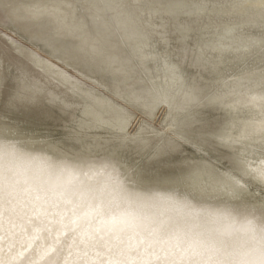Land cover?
<instances>
[{"label":"rangeland","instance_id":"1","mask_svg":"<svg viewBox=\"0 0 264 264\" xmlns=\"http://www.w3.org/2000/svg\"><path fill=\"white\" fill-rule=\"evenodd\" d=\"M46 2L8 0L10 8L0 7V121L17 130L18 135L14 138L32 142L38 147L49 148L54 144L56 149L72 156L78 153L87 159L97 160L99 165L90 168L87 176L91 179L100 173L106 176L105 183L109 179L118 182L123 177H128L129 183L137 187L142 184L140 181L151 186L165 185L170 179L171 182L184 181L194 162H207L206 168L212 167L220 176L223 172L235 175L236 151L216 139L227 131L232 115L227 107L210 102L209 97L228 90L239 76L253 71L259 73V43L264 39V33L258 24H245L243 19L227 17L212 27L197 28L185 37L178 26L186 18L170 20L164 16L153 17L149 23L137 11V0H124L132 6L124 14L105 10L103 0H95L99 7L88 13L79 7L85 0H67L73 7L63 9L64 23L81 29L77 33L80 39L69 41L56 38L46 23L37 24L26 19V10L30 6ZM258 12V9H247L241 15L258 18ZM10 15L12 19L8 18ZM132 17L135 21H131ZM230 21L243 25L237 29L241 39H261L251 44L246 55L231 49L220 53L204 45L223 33L222 25ZM136 24L137 28L134 27ZM161 31L167 33L166 40L161 39ZM12 44L19 45L21 51L13 48ZM93 46L102 53L101 56L92 54L90 48ZM200 47L211 60L208 67H200L194 62ZM162 57L167 58V65ZM106 58L115 61L112 69L103 64ZM168 65L176 67L177 78L174 80ZM244 82L250 83L252 89L259 88L256 77L238 81L246 86ZM33 83L39 86L40 91L34 99H30L27 90ZM130 85H135L133 90L138 95L153 88L163 89L171 105L183 107L187 104L185 130L188 142L171 149L165 147L170 140L169 130L176 118L175 111L168 104H161L150 111L133 103L129 99ZM192 89L195 99L187 101V93ZM18 96L19 99L10 103L13 97ZM116 109L130 114L127 136L135 137L140 133V142L123 140L122 133L112 126V121L117 118ZM96 111L102 113L106 123L93 124L92 116ZM253 157L255 159L251 161L255 163L261 156ZM117 162L124 165L126 174L118 169ZM257 192L259 188L250 186V196ZM241 197L251 203L249 197ZM19 203L18 200L13 201L10 208L17 207ZM72 204L74 202L55 204L63 209L62 213H58L60 217L55 218V221H61L59 228L53 221L31 222L36 236L32 237V241L38 244L33 246L28 242L27 248L38 247L42 252L52 243L53 235L64 239L60 233L65 228L74 229L76 233L80 223L72 222L71 218L79 214L82 206ZM207 205L206 200L180 201L179 209L199 211ZM61 217L62 220L59 219ZM169 225L163 222V226ZM174 225H180L179 231L168 234L185 237L196 231L192 221H179ZM157 228L150 225L143 234L157 233ZM224 232V238L229 236L226 239H232L231 235L237 234V231ZM244 233L238 231V237L246 240ZM244 240L241 246L247 245ZM138 241L140 239H134V245H138ZM121 245H116L117 249ZM23 246L20 244L17 248L23 249ZM80 247L83 252H73L67 257L69 261L82 259L85 252L88 254L91 251L93 243L82 242ZM15 250L10 252V256L15 254ZM33 262L41 264V255Z\"/></svg>","mask_w":264,"mask_h":264},{"label":"bare ground","instance_id":"2","mask_svg":"<svg viewBox=\"0 0 264 264\" xmlns=\"http://www.w3.org/2000/svg\"><path fill=\"white\" fill-rule=\"evenodd\" d=\"M132 20L135 21V18L132 17ZM134 27L137 28L138 25ZM222 35L223 33L218 34L215 40L206 41L204 45L212 49L209 45ZM260 40L250 37L241 39L236 29L226 38L225 44L235 51L242 43L251 45ZM201 49L203 48H199L197 56L200 55ZM171 78L174 80L177 75ZM244 78L249 77L239 76L228 90L211 94L212 97H220L221 100L218 103L231 112L230 126L226 131L231 136L251 132L252 130L246 129L245 125L248 122H258L262 118L260 107L249 103V97L259 95L261 89H252L250 83L244 82L246 86L238 83ZM256 79H259L258 75ZM192 97H195L194 89L187 93V101L195 99ZM171 109L174 110L173 107ZM152 110L153 108L150 109ZM97 115L103 117L100 111L94 112L92 116L94 125L97 122L95 119ZM102 119L106 123V120ZM253 139L258 140V135H254ZM14 141L15 147L9 149L8 154L3 148L4 142L0 141V168L5 165L12 167L22 186L32 185L33 188L39 187L40 191L38 193L34 191L30 196H20L17 199L20 203L15 208H8V210L7 207L0 206V264H21L24 259L32 257L33 261L41 255L38 247H32L29 244L31 248H27L28 242L33 246L38 244L37 241H32L35 235L30 223L53 221L59 228L60 220L55 221V218L60 215L58 213H62L63 209L55 204L62 202H74L73 206H82L79 214L72 217L71 221L80 223L75 233L77 239L83 243H93L91 251L82 258L90 261V264H109V261L115 264L117 260L125 264H157V258L160 260L166 257L171 258L170 254L179 253L180 249L186 247L189 242L210 246L222 241L230 251L235 250L242 254L259 239L260 211L257 209L254 214H251L250 203L242 197L234 196L233 190L225 187L224 174H234L223 172L220 176L212 167L206 168L207 162H200L199 164L203 167L198 174L192 175L189 172L184 181L180 179L171 182L170 179V183L168 181L161 186L158 184L151 186L140 181L142 184L137 187L129 183L128 177L119 178L118 182L109 179L108 183H105L103 180L106 176L97 173L89 179L87 171L90 168H96L99 163L97 160L87 159L82 154L75 153L76 155L72 156L70 153L56 149L54 144L49 148L38 147L18 137L14 138ZM255 155L261 156L258 146L256 151L248 153L247 159L251 161L255 159L253 157ZM261 159L264 157L261 156L255 163L251 161L252 166L256 167ZM116 164L118 169L126 174L127 169L124 165L120 162ZM88 191H104L119 193V195L114 200L112 197L90 199L86 195H80L81 192ZM196 200H206L207 207L199 211L179 209L180 201ZM59 219L62 220V217ZM179 221H192L196 228L193 235L180 237L168 234L179 231L180 225H174ZM163 222L170 225L161 226ZM150 225L159 227L157 233L143 234L147 232L146 228H150ZM224 231H232L231 233L237 231V234L231 235L232 239H226L229 236L226 235L227 237L224 238ZM238 231H244L247 239L238 237ZM134 239H140L138 245H134ZM243 240L244 243L247 242L246 246L244 244L241 246ZM20 244L24 245L23 249L17 248ZM116 245L121 246L117 249ZM13 249H16L15 254L10 256ZM77 251L73 250L78 254ZM96 254L102 257H94Z\"/></svg>","mask_w":264,"mask_h":264},{"label":"snow or ice","instance_id":"3","mask_svg":"<svg viewBox=\"0 0 264 264\" xmlns=\"http://www.w3.org/2000/svg\"><path fill=\"white\" fill-rule=\"evenodd\" d=\"M0 7L10 8L8 0H0ZM73 5L68 3L67 0H47L46 3L33 4L26 10V19L32 23H46L51 27L52 34L59 39L65 40H79L77 35L81 31L79 26L69 27L64 23L63 9H71ZM85 13L97 9L99 5L95 0H85L79 6ZM132 7L124 2V0H103V8L109 11H118L124 14L125 10ZM137 11L141 12L144 19L151 23L153 17H167L168 19L186 18L185 22L178 26V30L187 37L197 28H208L217 24L219 21L227 17H237L243 19L245 24H258L261 32L264 33V0H137ZM247 9H258L259 16L256 17H243L241 14ZM12 19L10 15L8 17ZM207 22V23H205ZM163 27V26H161ZM223 35L220 36L213 44L209 45L214 51L223 53L230 50L226 46L225 40L236 29L243 27L242 24H233L231 21L228 24L222 25ZM161 39L166 40L167 33L161 31ZM11 44V42H10ZM254 44V42H253ZM252 45L241 44L235 51L242 54H247ZM261 65L259 73L255 71L249 72L246 75L249 78L259 77V88L261 92L259 95L249 97V103L258 105L261 109L262 118L258 122H248L245 125L246 129H251V132L242 133L240 136H231L229 134L221 133L216 139L220 143H227L232 147L237 154V167L234 170L235 175L224 174L226 176L225 187L233 190V195L237 197H249L251 203L249 211L254 214L257 209L261 215V227L259 239L256 240L247 251L240 254L235 250L230 251L224 242H218L213 245H197L189 242L184 248H181L179 253L170 254L171 258L166 257L163 260L157 258V264H264V159L256 166H252V162L247 159L248 153L258 150L261 156L264 157V39L259 43ZM12 47L17 51H21L19 45L12 44ZM90 51L93 55L101 56L102 53L95 47H91ZM164 63L167 65V58L162 57ZM194 62L200 67H208L211 60L206 56L204 49H201L200 55L194 57ZM103 64L108 69H112L115 61L106 58ZM173 77L176 76L175 65H168ZM120 71V69H116ZM127 76V74H124ZM239 79V77L237 78ZM127 83V80L124 81ZM135 85H130L128 88L129 99L135 103L150 110L161 104H168L173 107L176 118L173 120L169 130V143L165 145L167 148H175L181 143L188 142L186 135L185 117L187 113V104L183 107L171 105L167 93L163 89H150L143 95H138L133 89ZM40 89L37 84H31L27 90L28 98L34 99ZM20 97H13L10 103L19 99ZM193 99L195 97H192ZM221 98L218 96L209 97V101L216 103L220 102ZM229 107H234L229 105ZM117 118L112 121V126H115L120 133H122L123 140H131L140 142L142 136L137 133L135 137L127 136V127L131 116L128 112L116 109ZM98 123H105L101 116L95 117ZM18 135L17 130L11 126L0 121V141H3V148L8 154L9 149L15 147L14 137ZM254 135H258L259 139H253ZM227 137V139H225ZM203 166L199 163L190 165L192 175H197ZM247 180V183L244 181ZM27 184V182H25ZM250 186L259 188V192L249 195ZM39 192V187L33 188L32 185L22 186L17 179L16 173L12 167L5 165L0 168V206L11 207L13 201L17 200L20 196H30L33 192ZM64 195V193H59ZM81 196H88L90 199L112 197L114 200L119 193H105L104 191H88L81 192ZM112 202L111 200L109 201ZM163 226V223H161ZM75 230L65 228L60 235L63 240L53 235L52 243L45 247L41 252V264H90L87 259H80L77 261H69L67 257L73 255V250L83 252L80 247L82 241L77 239L74 234ZM87 253H84L86 256ZM21 264H34L29 259H24ZM109 264L113 262L109 261ZM115 264H125V262L117 260Z\"/></svg>","mask_w":264,"mask_h":264}]
</instances>
